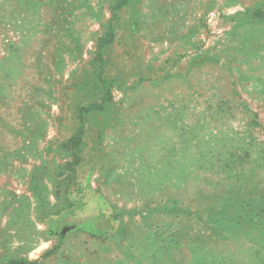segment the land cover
Instances as JSON below:
<instances>
[{
    "label": "rangeland",
    "instance_id": "374dc122",
    "mask_svg": "<svg viewBox=\"0 0 264 264\" xmlns=\"http://www.w3.org/2000/svg\"><path fill=\"white\" fill-rule=\"evenodd\" d=\"M0 264H264V0H0Z\"/></svg>",
    "mask_w": 264,
    "mask_h": 264
}]
</instances>
